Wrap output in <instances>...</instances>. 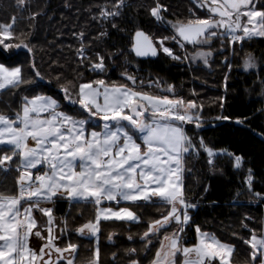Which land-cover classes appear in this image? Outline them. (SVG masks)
<instances>
[{"label": "snow or ice", "instance_id": "1", "mask_svg": "<svg viewBox=\"0 0 264 264\" xmlns=\"http://www.w3.org/2000/svg\"><path fill=\"white\" fill-rule=\"evenodd\" d=\"M194 3L207 9L206 18L166 22L163 13L168 11L167 7L161 0H152L153 6L147 11L155 21L168 23L172 35L155 39L136 29L130 37L128 51L137 58L156 57L162 51L173 61H200L210 67V58L217 54L212 50L214 41H220L217 51L223 53L225 44L240 43L243 51L245 40L264 37L261 0H194ZM17 6L23 10L27 7L26 0H17ZM125 6L126 0H111L110 6L109 3L98 5L92 19L101 24L113 21L122 15ZM15 20L13 17L10 23L0 24V90L28 87L23 89L27 94L20 97L18 110L12 115L0 114V171H12L16 165L18 173V194L0 193V264H75L79 246L70 241L64 246L60 244L67 221H63L65 227L57 233L54 209L42 207L63 198L70 203L96 206L94 219L75 229L81 237L97 238L91 258L84 264H103L98 243L101 221L139 223L141 217L137 212L120 205L140 207V202H144V207L158 206L164 211L145 222V230L139 236L142 248L126 250L127 264H232L234 244L222 242L214 234L202 231L199 225L195 227V243L188 246L183 237L186 226L192 222L190 213L200 207L199 201L189 199L186 194L185 179L190 172L185 166L187 158L199 157L202 151L212 174L219 156H227L234 170H241L244 164L242 155L226 149L217 151L203 137L197 142L187 134L186 124H194L196 128L204 124V105L195 98L186 99L178 94L172 84L158 95L137 90L143 88V80L138 86L137 77L128 73L122 76L130 85L108 84L104 79L77 83L61 72L55 82L63 95L44 92L40 82L45 77L34 62L27 79L22 65L12 66L14 53L9 55V50L23 48L33 52L30 41L15 33ZM111 27L117 25L112 23ZM106 35L102 30L99 38ZM77 38L81 66L87 60L92 72H105V57L96 52V59L92 60L86 54L85 33L80 32ZM167 42L174 43L184 55ZM187 45L193 46L190 55ZM232 54H237L235 47ZM223 63L231 70L227 57ZM243 68L264 71L251 53L243 59ZM256 75L258 80L254 83L259 84L260 94L264 96V77H260V71ZM227 79L225 76V95L217 98L221 109V114L215 117L217 121L232 119L223 114ZM160 83L152 81L148 87L154 84L159 88ZM191 96H196L194 90ZM68 105H78L82 111H65ZM257 111L264 113V107ZM94 118L96 124L91 123ZM247 119L237 117L235 123L244 124ZM255 183V173L249 168L244 181L246 189L253 199L264 203V189L257 191ZM210 188V183L203 188L205 195ZM105 202L110 206L103 207ZM113 203L115 206H111ZM37 212L46 217L44 226L38 223L34 215ZM245 220L251 217L241 221V228L249 233L248 237H240L248 246L245 264H264V224L257 230L250 228ZM32 236L43 241L38 249L29 246ZM108 239L112 240L111 234ZM128 240L133 241V235Z\"/></svg>", "mask_w": 264, "mask_h": 264}, {"label": "trees", "instance_id": "2", "mask_svg": "<svg viewBox=\"0 0 264 264\" xmlns=\"http://www.w3.org/2000/svg\"><path fill=\"white\" fill-rule=\"evenodd\" d=\"M104 3H109L110 6L111 0H26L27 7L21 10L17 6V0H0V24L10 23L15 17V33L23 34L22 38L29 40L33 48L32 53L23 48L9 50V55L14 53L12 66L22 65L27 79L31 71L30 65L34 62L45 77L40 82L44 86L42 91L59 96L63 94L58 91L55 77L61 72L69 79H75L77 83L104 79L108 84L115 82L117 85H130L122 76V73H128L137 77L138 86L139 81L143 80V88L138 87L137 90L158 95L161 94V88L172 84L178 94L186 99L195 98L198 103H202L204 124L201 128L186 124L184 127L187 134L197 142L203 137L217 151L226 149L242 155L244 164L241 170H234L233 162L227 156H219L215 161L216 170L212 174L206 164L207 157L202 151L199 157L187 158L185 166L190 172L185 179L186 194L189 199L199 201L200 207L190 213L192 222L185 228L184 241H187L188 246L196 242L195 227L199 225L202 231L214 234L222 242L235 245L232 264H245L248 259V246L240 237H248L249 233L241 228V221L244 217H251V220L244 222L257 230L264 224V203L253 199L244 184L247 170L251 168L255 173V189H264V113L257 111L264 107V96L260 94L259 84L254 83L258 80L256 71H243L241 65L248 53L257 57L264 56V37L244 41L243 51L241 45L225 44L226 50L223 53L217 51L221 47L220 41H214L212 50L217 54L214 55L210 68L194 66L190 69L181 61H173L163 53L155 58H137L128 51L130 37L136 29L146 31L155 39L169 36L168 30L147 11L153 6L152 0H126L120 17L101 24L93 20L92 16L96 15L97 6ZM161 3L168 9L163 13L166 22L206 18V14L192 0H161ZM32 16L35 19H31ZM112 23L117 28H112ZM102 30L107 35L101 39L99 33ZM80 32L85 33L87 56L95 60V53L100 52L105 57V72H92L87 66V60L81 66L77 56V49L80 47L77 36ZM232 47L236 49L235 56L232 54ZM226 57L231 63V70L223 63ZM259 71L260 77H264V71ZM225 76L228 79L223 114L231 116L232 119L217 121L215 117L221 114L217 98L225 95ZM152 81H160L159 88L154 84L148 87ZM26 87L28 86L21 85L20 89L0 91V114L12 115L19 109L20 97L27 94L23 91ZM193 90L195 97L191 96ZM69 109L76 113L82 111L78 105H68L64 110ZM83 116H87V113H83ZM237 117L248 119L244 124H237ZM91 123L96 124L93 121ZM17 178L18 174L14 170L0 171V193L17 194ZM209 183L211 188L205 195L203 188ZM201 197L204 198L201 200ZM140 203V207L124 203L120 205L129 206L137 212L141 217L139 223L101 221L98 243L103 264H127L126 250L135 247L139 251L142 248L139 236L145 230V222L164 211L158 206L144 207V202ZM102 206L110 205L105 202ZM111 206H115L114 203ZM53 209L57 218L67 221L66 231L60 241L61 246L69 241L77 244L79 248L75 264H84L91 258L97 238L81 237L75 229L94 219L96 206L83 202L70 203L67 198H63L54 201ZM64 227L63 224L61 228ZM110 234L111 241L108 239ZM129 235H133V241L128 240ZM113 253L116 254L115 260Z\"/></svg>", "mask_w": 264, "mask_h": 264}, {"label": "rangeland", "instance_id": "3", "mask_svg": "<svg viewBox=\"0 0 264 264\" xmlns=\"http://www.w3.org/2000/svg\"><path fill=\"white\" fill-rule=\"evenodd\" d=\"M192 2L194 3V0H192ZM196 5V3H194ZM197 6V5H196ZM197 8H199L200 10H202L206 16H207V9L206 8H200L197 6ZM246 19V18H245ZM166 21V20H165ZM176 22V21H174ZM160 23V22H159ZM165 29L168 30V34L169 36L172 35V29L170 28L169 24L168 23H160ZM253 38H262V37H253ZM251 38V39H253ZM250 40V39H248ZM247 41V40H245ZM167 45L172 47L174 49V51H177L179 54L181 55H184V52H182L180 49H178V47L174 44V43H171V42H167ZM236 45H241L240 43H237ZM174 46V47H173ZM187 53L190 55L192 52H193V46L192 45H187ZM159 53H163L162 51H160ZM164 54V53H163ZM253 55V54H252ZM257 61L260 63V68L264 67V56L263 57H257L255 55H253ZM214 57L210 58V65H211V62L213 60ZM183 64H185L187 66V68H190L192 69L194 66H203V67H206L205 65H203L202 62L200 61H189V60H184L182 61ZM206 68H210V67H206ZM241 70L245 71L244 68H243V61H242V65H241ZM251 71H259V69H256V70H247L246 72H251ZM130 82V81H129ZM131 83V82H130ZM166 87H163L161 88L160 90L164 89ZM0 91H3V90H0ZM94 123H97V119H93L92 120ZM32 142H30L31 144ZM16 167V165H15ZM15 167L13 166V170L15 171ZM9 172V171H8ZM16 172V171H15ZM17 173V172H16ZM18 174V173H17ZM17 194H18V189H17ZM42 207H51L53 208L54 207V203L52 204H43ZM38 220V223L41 225V226H44L45 225V221H46V217H43L41 213L37 212L34 214ZM54 217L56 218V225H54V231H56L57 233L59 232V229L61 228V226L64 224L62 220H60L59 218H57L55 215ZM89 237V236H88ZM43 243V241L37 239L35 236H32L29 240V246L32 247V248H37ZM53 261H55V256H53Z\"/></svg>", "mask_w": 264, "mask_h": 264}, {"label": "water", "instance_id": "4", "mask_svg": "<svg viewBox=\"0 0 264 264\" xmlns=\"http://www.w3.org/2000/svg\"><path fill=\"white\" fill-rule=\"evenodd\" d=\"M142 59H148V58H155V57H151V56H148V57H140Z\"/></svg>", "mask_w": 264, "mask_h": 264}, {"label": "crops", "instance_id": "5", "mask_svg": "<svg viewBox=\"0 0 264 264\" xmlns=\"http://www.w3.org/2000/svg\"><path fill=\"white\" fill-rule=\"evenodd\" d=\"M89 131H91V130H89ZM96 131H98V130H96ZM103 207H107V206H103ZM90 237V236H89Z\"/></svg>", "mask_w": 264, "mask_h": 264}]
</instances>
